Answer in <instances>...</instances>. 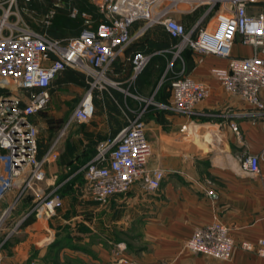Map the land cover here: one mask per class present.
<instances>
[{
  "label": "crops",
  "instance_id": "0c3cea01",
  "mask_svg": "<svg viewBox=\"0 0 264 264\" xmlns=\"http://www.w3.org/2000/svg\"><path fill=\"white\" fill-rule=\"evenodd\" d=\"M202 10L200 7L186 15L193 21ZM247 11H264V0L248 1ZM159 26L149 30L164 29ZM137 27L132 25L130 31ZM166 35L172 43L167 31ZM140 38L116 56L108 73L114 83L105 89L109 92L107 87L114 88L121 94L124 114L146 105L145 133L151 148L146 168L147 173L163 171L159 187L146 189V173L125 192L114 193L102 202L87 193L83 173L76 178V172L71 173L74 156L67 151L58 154L53 169H47L48 185L38 186L36 191L54 189L61 196L60 205L52 214L33 216L26 224H22V217L9 228L2 224L5 244L0 248V264H264V256L239 246L242 240L255 243L264 238V107L246 103L219 84L214 70L227 66L226 57L207 54L198 61L197 53L190 49L176 57L173 44L148 52L162 57L165 63L139 93L134 88L136 74L129 58L133 45H142ZM251 52V46L234 33L232 54ZM176 58L180 69L173 71L171 64ZM180 72L203 81L209 89L191 116L155 104L170 100L171 81ZM87 86V77L68 67L53 79L50 94L69 89L82 96ZM258 95L264 102V90ZM144 98L150 101L146 104ZM96 111L100 116L85 121L78 136L99 134L110 138V124L101 102L96 104ZM81 150L77 164L80 171L91 155L89 149ZM249 153L261 154L257 171L242 166ZM17 186L5 195L0 213L4 214L25 190ZM213 220L224 223L235 239V249L228 259L192 251L185 244L195 229Z\"/></svg>",
  "mask_w": 264,
  "mask_h": 264
},
{
  "label": "built area",
  "instance_id": "2783aa9c",
  "mask_svg": "<svg viewBox=\"0 0 264 264\" xmlns=\"http://www.w3.org/2000/svg\"><path fill=\"white\" fill-rule=\"evenodd\" d=\"M32 1L0 0V150L4 151L0 155V201L17 185L21 190L28 187L37 195L30 209L34 216L54 212L61 203L58 193L54 189L38 193L32 183L44 179V166L57 152L50 146L38 156L37 127L31 117L47 107L53 79L70 67L82 72L88 82L71 116L88 121L94 112L93 92L114 83L108 76L112 61L150 27L161 25L176 38L172 45L176 57L184 49L197 53L198 61L207 54L226 57L227 66L214 70L219 84L246 103L264 107L258 95L264 90V11L249 13L247 2L251 0H90L99 16L69 3L68 15L82 16L83 25L78 34L60 38L47 32L60 3L52 2L38 13L40 29L25 19L33 12ZM200 7L202 12L186 27L179 16ZM135 22L140 24L131 32ZM234 33L251 46V54H232ZM149 58V54H134L133 72L141 71ZM208 93L203 81L180 72L171 81L170 100L155 104L191 116ZM145 107L132 110L126 125L114 137L104 139L83 165L84 185L93 198L103 202L146 175L151 148L142 119ZM260 156L246 154L243 168L257 171ZM162 178L161 169L147 173L146 189H157ZM185 244L192 251L220 259L230 258L236 246L229 228L216 220L195 229ZM239 246L264 256V238L255 243L242 240Z\"/></svg>",
  "mask_w": 264,
  "mask_h": 264
},
{
  "label": "rangeland",
  "instance_id": "374dc122",
  "mask_svg": "<svg viewBox=\"0 0 264 264\" xmlns=\"http://www.w3.org/2000/svg\"><path fill=\"white\" fill-rule=\"evenodd\" d=\"M52 2L60 3V6L57 9L56 17L52 24V28L60 30L61 36L66 37L75 35L81 25V22L83 21V18L80 15L75 19H71L70 17H68V5L66 0H33L32 4L30 5V9L33 12L31 15H25V19L29 21L34 27L41 29L42 25L38 20V13L46 11L50 7ZM91 3L92 2L90 0H85V4H83L81 7L79 6L81 11H90L92 9ZM80 95L81 94H76L74 93V91L69 89H62L56 94H50L48 107L43 111L38 112L35 115L33 121V123L37 127V137L39 143L38 152L43 154L50 146L54 147L57 155H61V153L67 151L68 154H70V156H74L75 159V163H73L72 167L73 171H71V173L76 172V174H74L76 175L75 178L83 173V169L82 171H80L79 166L77 165L79 160L78 157H80L82 152L84 151H82L81 149H89L88 153L92 154L94 149L104 140V138H102L99 134H93L89 138L77 135L78 131L84 129L86 125L85 122L77 121L71 116L72 110L81 97ZM95 115L97 117L100 116L99 113L95 110L91 119ZM144 115L145 112L142 116L143 121ZM76 144L81 146L80 149L75 146ZM3 154L4 151L0 150V155ZM53 160L54 159L47 162L44 166V179L32 183V187L35 190H38V186L42 187L48 185L47 180L50 177V171H47V169L50 166L52 168ZM0 165L3 164L1 163ZM76 169H79V171H74ZM56 182H58V178H56ZM58 195L60 196L59 193ZM28 196H30V198H28L29 200H26ZM36 197L37 195L33 193L31 188H25L20 196L14 199L9 207H6V212L4 214L3 211L2 213H0V227L2 224H5V226L9 228L10 225L15 223L20 217H22L23 220L26 219V217H32L33 213L30 212V209L34 204ZM3 199L0 201V206ZM4 233L5 232H0V248L5 244V241L2 240Z\"/></svg>",
  "mask_w": 264,
  "mask_h": 264
},
{
  "label": "trees",
  "instance_id": "16d2710c",
  "mask_svg": "<svg viewBox=\"0 0 264 264\" xmlns=\"http://www.w3.org/2000/svg\"><path fill=\"white\" fill-rule=\"evenodd\" d=\"M66 1H67V5L69 3H73L76 6L78 5L77 7L80 11H81L80 7L83 4H85V0H66ZM91 5H92V9L88 12L92 13L94 16H99L100 14L98 13L97 8L92 3H91ZM188 16L189 15H186V14L181 16V21L185 24L186 27L190 25V23L192 22V19H193V18L189 19ZM55 17H56V14L52 20L51 25L48 27L47 32L51 37H57V38L65 37V36H61L60 30L52 28V24H53ZM68 17H70V16L68 15ZM77 17H75V18H77ZM70 18L75 19L72 17H70ZM139 24H140V22H135L133 25L138 26ZM82 25H83V21L81 22V25L78 28L76 34H78V32L80 31ZM159 27H161V26H159ZM149 29H151V28L147 29V33L145 32L146 34L144 33L143 34L144 36H142V38L139 37L140 38L139 41L143 42L142 45L140 46L138 43L133 45L132 53L130 54V58H129L130 63H131V58L136 53L148 54V52L151 51L152 49L167 46V45L173 44L176 41V38H173L172 43H170V39L166 35V31H165L166 29L165 28H164L165 29L164 30L161 27L157 31H154V30L150 31ZM66 37H68V36H66ZM128 45L124 49H126L128 47ZM184 50L182 51V53L184 52ZM113 61L111 63V66L113 65ZM164 63H165V61L163 60L162 57H160L158 55L150 56L149 61L145 65V67H143V69L136 74L135 81H134V88L139 93H142L143 91H145V89H146L145 85L147 83V80L150 78V76L153 74V72L156 69H158L160 71L163 68ZM131 65H132V63H131ZM155 65H158V68H156ZM171 66H172L171 69L173 68V71L179 70L180 69V60L178 58H176L172 62ZM113 67H114V65H113ZM110 72L111 71L108 70V73H110ZM107 88L109 89L108 90L109 92H107L105 88L101 89V91L95 90L93 92V103H94V112L96 110V104H98V102H101L103 104L104 111L108 117V123L110 124L111 132H110L109 137L111 138L126 125L127 117L131 116L132 114L130 112L126 113V114H124L122 112L121 94L114 88H110V87H107ZM94 112H93V114H94ZM37 141H38V137H37ZM38 145H39V143H38ZM38 151H39V146H38ZM95 151H96V148L94 149L92 154L89 156V158L95 153ZM65 153H67V152H65ZM41 154L42 153L38 152V156H40ZM33 216L34 215H32V217ZM32 217L31 216L26 217V219H24L22 221V224H26V223L30 222Z\"/></svg>",
  "mask_w": 264,
  "mask_h": 264
}]
</instances>
